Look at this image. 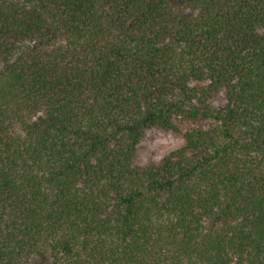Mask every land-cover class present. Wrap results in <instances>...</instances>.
Instances as JSON below:
<instances>
[{"label":"trees","instance_id":"1","mask_svg":"<svg viewBox=\"0 0 264 264\" xmlns=\"http://www.w3.org/2000/svg\"><path fill=\"white\" fill-rule=\"evenodd\" d=\"M0 264H264V0H0Z\"/></svg>","mask_w":264,"mask_h":264},{"label":"rangeland","instance_id":"2","mask_svg":"<svg viewBox=\"0 0 264 264\" xmlns=\"http://www.w3.org/2000/svg\"><path fill=\"white\" fill-rule=\"evenodd\" d=\"M211 103L221 108L225 103L224 92L219 93L211 100ZM183 138L168 131L150 129L144 133L140 142L136 161L142 165H149L159 162L165 155L182 145Z\"/></svg>","mask_w":264,"mask_h":264}]
</instances>
